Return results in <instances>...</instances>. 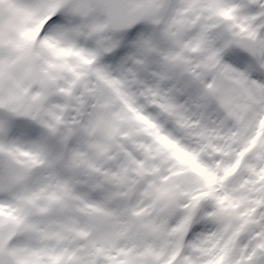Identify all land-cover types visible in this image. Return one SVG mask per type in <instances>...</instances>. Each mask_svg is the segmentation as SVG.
Returning <instances> with one entry per match:
<instances>
[{
	"label": "snow or ice",
	"instance_id": "snow-or-ice-1",
	"mask_svg": "<svg viewBox=\"0 0 264 264\" xmlns=\"http://www.w3.org/2000/svg\"><path fill=\"white\" fill-rule=\"evenodd\" d=\"M0 264H264V0H0Z\"/></svg>",
	"mask_w": 264,
	"mask_h": 264
}]
</instances>
